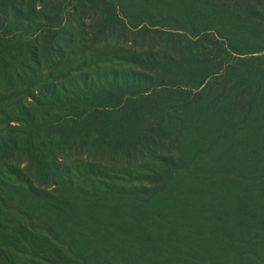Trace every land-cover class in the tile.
I'll return each mask as SVG.
<instances>
[{"label": "trees", "instance_id": "16d2710c", "mask_svg": "<svg viewBox=\"0 0 264 264\" xmlns=\"http://www.w3.org/2000/svg\"><path fill=\"white\" fill-rule=\"evenodd\" d=\"M151 15L0 0V264H264V53Z\"/></svg>", "mask_w": 264, "mask_h": 264}, {"label": "rangeland", "instance_id": "374dc122", "mask_svg": "<svg viewBox=\"0 0 264 264\" xmlns=\"http://www.w3.org/2000/svg\"><path fill=\"white\" fill-rule=\"evenodd\" d=\"M238 1L241 0H123L132 10L151 13L155 18L171 17L184 24L194 22L201 28L207 23L214 25L243 51V57H254L264 53V20L255 14L241 15Z\"/></svg>", "mask_w": 264, "mask_h": 264}]
</instances>
